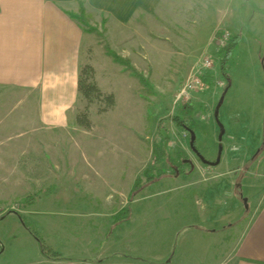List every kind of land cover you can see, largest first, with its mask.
Listing matches in <instances>:
<instances>
[{
	"label": "rangeland",
	"instance_id": "374dc122",
	"mask_svg": "<svg viewBox=\"0 0 264 264\" xmlns=\"http://www.w3.org/2000/svg\"><path fill=\"white\" fill-rule=\"evenodd\" d=\"M200 1L207 8L168 55L181 68L201 59L195 76L171 78L154 49L153 71L144 65L151 87L118 72L107 50H122L112 47L106 20L79 6L87 32L81 65L94 67L105 93H118L115 109L101 113L103 103L90 105L91 130L43 127L36 92L0 88V264L36 259L42 245L65 252L90 234L93 255L108 261L121 255V264L137 252L174 248L181 264H234L239 234L264 192V0ZM234 36L238 45L224 66L228 87L223 49ZM209 56L211 68H202ZM188 82L193 88L179 95ZM86 106L81 97L76 112ZM184 106L193 107L184 119L194 129L175 124ZM193 131L209 163L191 149ZM155 144L166 150L157 164ZM180 154L191 165L174 175L171 158ZM147 168L164 177L133 193V219L115 224Z\"/></svg>",
	"mask_w": 264,
	"mask_h": 264
},
{
	"label": "crops",
	"instance_id": "0c3cea01",
	"mask_svg": "<svg viewBox=\"0 0 264 264\" xmlns=\"http://www.w3.org/2000/svg\"><path fill=\"white\" fill-rule=\"evenodd\" d=\"M206 3L200 0H0V88L36 92L37 120L43 127L53 130H65L72 124L79 127L76 124V109L81 100L78 83L87 39L83 23L76 15L80 5L89 16L104 17L112 47L120 48L122 55L129 57L140 71L146 73L144 65L147 64L153 71V64L157 62L152 56L155 49L156 59L165 67L168 63L171 78L190 80L201 59L181 68L172 65L168 55L171 51L177 53L176 44L183 38L182 32L193 29L207 8L201 4ZM217 32H222L221 27L215 29L210 42H214ZM117 64L121 65L118 72L132 75L124 65ZM111 92L117 105L118 93ZM253 207L239 234L234 264H264V192ZM133 212L132 209L128 220L133 219ZM176 234L177 242L179 232ZM91 236L65 252L52 247L50 252L55 257L42 253L36 259L17 264H121V255L112 261L93 255ZM149 251H152L150 256L138 252L129 255L128 264H181L183 261L174 254L175 248L165 255ZM187 262L182 263L190 264ZM191 264L195 263L191 261Z\"/></svg>",
	"mask_w": 264,
	"mask_h": 264
},
{
	"label": "trees",
	"instance_id": "16d2710c",
	"mask_svg": "<svg viewBox=\"0 0 264 264\" xmlns=\"http://www.w3.org/2000/svg\"><path fill=\"white\" fill-rule=\"evenodd\" d=\"M238 36H234L233 38H231L230 43H228L225 48L223 49V51H226V56L223 58V67H222V73L225 75L226 79L228 80V87L230 86L231 83V79L230 76L228 75V73L225 71V64L227 63V58L230 57V55L232 54L233 50L236 48V45H238ZM108 54L111 55L114 59V61L116 63H120L122 65H124L127 69L131 70L132 75L138 77L140 79V81L146 85L147 87H151V83L149 81V76L144 75V73L142 71H140L133 63L132 60L127 57V56H122L119 53H117V51L113 50L112 48L108 47ZM95 75V69L92 65H85V66H81V70H80V75H79V83H78V89H79V93L81 95V97L85 98L87 101V106L85 107L84 110L79 111L76 115V124L85 129V130H91L93 127V122L90 118V113H89V109H90V105L93 104V102L97 101V102H101V104L103 103L104 106L100 107V112H106L109 111L110 109L114 108L116 105V97L114 93H105L97 84V82L94 79ZM183 110L177 114L174 117V120L176 121L175 124H177L179 127H184L187 129H194L195 126L189 127L185 124V119L184 117L186 116V114H190L193 111V107H189V106H184V108H182ZM188 112V113H187ZM154 154H155V163H159L161 162V160H163V158L166 155V150H164V148H162L161 146H159L158 144L154 145ZM184 158L183 156L180 154L178 157H172L171 158V162L174 163V165H176V169L178 170V172H175V174L178 173H185L184 169H181L179 167L185 165L186 163L183 162ZM164 171L160 170L158 172L157 175H155L152 170L150 168H147L144 172L143 175L145 176V180H141L142 177H137V179L135 180V184L132 187L131 193H130V200L128 201V203L121 209L120 213L115 214V220L114 223H121L123 221H126L130 218L131 214H132V201H134L135 198H132L133 193L136 194L137 191H139L141 188L146 187L148 185H150L151 183L155 182L156 180H158L159 178L161 179L162 177H164ZM14 213H17L20 218L23 220V222L26 224V221L24 218V215L19 213L18 211H13ZM3 217V216H2ZM42 251L43 253L47 254L48 256H50V250L48 248H46L44 245H42ZM52 254V252H51ZM50 257H55L54 254H52Z\"/></svg>",
	"mask_w": 264,
	"mask_h": 264
},
{
	"label": "built area",
	"instance_id": "2783aa9c",
	"mask_svg": "<svg viewBox=\"0 0 264 264\" xmlns=\"http://www.w3.org/2000/svg\"><path fill=\"white\" fill-rule=\"evenodd\" d=\"M212 65V58H211V56H209V57H207L206 59H205V61H204V65H203V67L202 68H211L210 66ZM201 69V68H200ZM199 72H200V70H199ZM191 88H193V86L191 85V82H188L186 85H185V87L182 89V91H181V94L180 95H182V94H188L189 92H188V90H191Z\"/></svg>",
	"mask_w": 264,
	"mask_h": 264
},
{
	"label": "water",
	"instance_id": "95a60500",
	"mask_svg": "<svg viewBox=\"0 0 264 264\" xmlns=\"http://www.w3.org/2000/svg\"><path fill=\"white\" fill-rule=\"evenodd\" d=\"M223 131V129H222ZM195 141H196V136L194 134V131L192 132V136H191V141H190V144H191V149H193L202 159L204 162L206 163H209L210 161H206L203 156L201 155V153L199 152L198 148H196V145H195ZM219 161V159H218ZM244 203H245V206L248 207V198L244 197Z\"/></svg>",
	"mask_w": 264,
	"mask_h": 264
},
{
	"label": "flooded vegetation",
	"instance_id": "af4514ba",
	"mask_svg": "<svg viewBox=\"0 0 264 264\" xmlns=\"http://www.w3.org/2000/svg\"><path fill=\"white\" fill-rule=\"evenodd\" d=\"M195 152V151H194ZM196 153V152H195ZM197 154V153H196ZM198 155V154H197ZM183 162H185L186 164H190L191 165V161H190V159H188V158H184V161Z\"/></svg>",
	"mask_w": 264,
	"mask_h": 264
}]
</instances>
